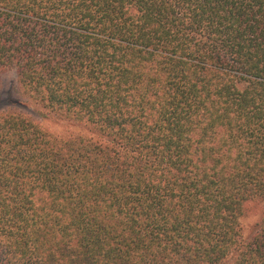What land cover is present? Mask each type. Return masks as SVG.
I'll use <instances>...</instances> for the list:
<instances>
[{
    "label": "trees",
    "instance_id": "trees-1",
    "mask_svg": "<svg viewBox=\"0 0 264 264\" xmlns=\"http://www.w3.org/2000/svg\"><path fill=\"white\" fill-rule=\"evenodd\" d=\"M9 71L97 139L0 114V264H264V0H0Z\"/></svg>",
    "mask_w": 264,
    "mask_h": 264
},
{
    "label": "rangeland",
    "instance_id": "rangeland-1",
    "mask_svg": "<svg viewBox=\"0 0 264 264\" xmlns=\"http://www.w3.org/2000/svg\"><path fill=\"white\" fill-rule=\"evenodd\" d=\"M16 111L29 117L60 136L78 134L97 139L93 132L86 126L71 121H60L46 117L40 106L21 95L17 89L16 77L13 71L3 73L0 77V114ZM260 206V205H259ZM250 208L241 219L246 235L254 230V224L264 218V206Z\"/></svg>",
    "mask_w": 264,
    "mask_h": 264
}]
</instances>
